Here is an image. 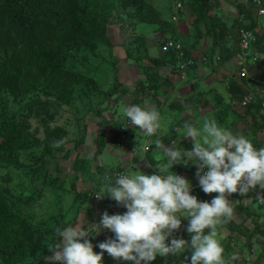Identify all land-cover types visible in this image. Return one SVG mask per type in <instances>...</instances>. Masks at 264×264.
Wrapping results in <instances>:
<instances>
[{
  "label": "trees",
  "instance_id": "16d2710c",
  "mask_svg": "<svg viewBox=\"0 0 264 264\" xmlns=\"http://www.w3.org/2000/svg\"><path fill=\"white\" fill-rule=\"evenodd\" d=\"M129 7H133V11L130 12ZM211 8V5L201 1H198L194 8L193 24L199 33L197 39H200L202 35L208 37L212 52L216 47H221L222 50L215 62L218 66L234 57L237 59L239 28L254 30L255 40L252 43L251 51L252 54H255V60L251 59L253 55L250 54L248 71L257 80L256 82L264 88V57L261 56H264V28L260 23V21H264V18L259 19L258 16H254L252 10L247 7L240 8L239 17L231 25L224 27L215 22L214 16L208 14ZM122 12H126V14L121 15ZM131 17H137L142 22L154 23L159 28L164 24L154 6L144 2V0H0V167L6 170L10 169L7 170L8 174L11 171L12 175V170L19 168L21 165H24L20 168L24 175L27 176L29 173L27 166L29 162L24 164L20 160L21 151H26L27 159L37 157V154L29 151L32 148L30 146H33L32 130L29 129V122L23 117L24 114H21L18 121L13 120L12 113L9 111L12 102L10 98L25 93L36 94L39 97L43 94L48 97L46 104L55 106L57 103L73 97L70 94H72L74 87L83 85L87 88L85 83L89 85L90 80L87 79L85 74L72 68L70 59L73 55L77 58V54L81 50H87L95 54L98 44L105 43L109 46V49L111 47L113 49L114 44L110 40L108 27L117 20L121 30L125 31V25L131 26L126 23ZM218 26L220 27L218 28ZM257 27H261L262 30H257ZM234 28L235 32L233 33ZM68 51H71L70 54H68ZM128 53V57L136 59L135 52L131 48H129ZM170 54L177 60L179 59L174 51L165 52L166 59ZM188 54L186 51L185 56L188 57ZM259 55L261 57H258ZM85 59L84 56L81 57L83 64L86 62ZM153 61L155 66L158 67L155 60ZM113 63L115 66V60H113ZM149 67L152 68V66ZM152 71L153 75L149 79V87H155L156 82L161 78L158 70ZM236 71L233 73V78L229 79L226 89L236 99H242L252 90V101L246 106H242L244 108L242 116L238 118L235 115V117L236 119L242 117L243 120L248 122L246 123L251 127L250 133H243V135L251 139L257 148H260L261 143L264 141V90L256 91V84L237 76ZM114 82V87L105 91L103 101L104 97H113L117 89H121L122 84L118 81L116 74L114 75ZM121 90L127 91V88ZM92 93L91 88L90 91L85 90L82 95H91ZM36 95L33 101L38 99ZM133 100L132 104L144 105L145 103L144 99L138 95H135ZM199 100V103H201V98L196 97L194 99L195 106ZM88 101V107L81 113L82 117H85L88 112H93L95 116L101 118L103 112L109 110V105L111 108L114 105V102L110 101L108 106L99 107L101 106L100 100H95L93 103L90 99ZM170 105V109L176 111L182 107L177 101ZM50 109L47 106L44 110ZM224 117L220 116L221 122H223ZM122 120L125 121L124 118ZM102 123L103 120H98V125ZM119 125H121V122L117 127L120 134ZM44 126H47V124H44ZM179 128H181V125L177 122L173 125L171 134H177ZM84 130L85 128H83ZM130 132L129 129L125 130L126 139L134 138L128 135ZM86 139L85 136L78 139L76 142L77 148L84 144ZM104 142V136L100 133L97 134L95 140L97 155L103 151ZM43 147L48 151L46 155L38 158L40 159L38 172L47 179V164L50 165L53 159L48 152H51L53 148L60 147V143L53 140L46 144L43 143ZM77 148L72 164L74 170L72 178L75 181L77 179L81 180L79 172L84 174L82 177H87L85 173L88 174L91 170L88 159L83 158ZM149 149L146 151L148 161H150V165L155 166L156 161ZM181 167L179 164L176 165L178 170H182ZM97 169L102 181L97 186L94 184L93 189H77L75 181L71 183L72 192H74L78 201V212H80V207L84 206L86 200H94V194H98L104 189L105 178H114L115 172L120 170L119 167L105 165L101 168L97 166ZM36 171L37 169L33 170V172ZM4 191L0 188V264H43V262H47L48 260L45 258L51 256L52 253L44 247L47 246V243L52 242L55 229L66 226L72 219V223H74L76 221L75 216L65 224H59L55 220L53 225L41 226L33 223L26 215L17 210L12 204L13 201L10 203L8 193ZM249 196H252L251 191L244 196H241L238 192L232 193L230 198L233 197L238 200L237 204L233 206L234 210H240L253 219L254 211L246 204V199ZM241 200L243 201L241 202ZM95 202L100 203V200ZM113 203L117 202L110 196L105 195L103 203L100 204L102 213L105 211L110 213V206ZM118 208L122 209L123 205L118 204ZM181 221L182 224L184 220ZM218 226L234 228L236 225L230 219ZM254 227L264 234L263 226L255 220ZM108 238H114V235L96 236L92 239L94 252H100L99 243ZM247 240L249 244L250 238ZM262 247L264 249V240ZM39 251L44 252L42 255H38ZM158 257L160 256L158 255L156 258ZM113 260V257L108 256L104 261L102 257V261H104L102 264H112ZM156 261L155 259L151 263L154 264ZM120 264H133V262L120 260Z\"/></svg>",
  "mask_w": 264,
  "mask_h": 264
},
{
  "label": "rangeland",
  "instance_id": "374dc122",
  "mask_svg": "<svg viewBox=\"0 0 264 264\" xmlns=\"http://www.w3.org/2000/svg\"><path fill=\"white\" fill-rule=\"evenodd\" d=\"M262 18H264V16ZM114 22L115 23H112L108 27L109 37H111L115 42L113 43V49L112 47L109 49V46L105 43L98 44L96 46L95 54H92L87 50H81L77 54V58L73 55L70 59L72 68L80 71L82 74H85L87 79L90 80L89 85L85 83L87 88L83 85L74 87L72 94H70L73 97L57 103L55 106L50 104L47 105L46 103L48 102V97L43 94L39 97L36 94L25 93L14 98H10L12 102L10 104L9 111L12 113L13 120L18 121L21 114H24L23 117L29 122V129L32 130L31 138L33 139V146H30V148L34 147L33 150L31 148L29 151L37 154V157L27 159L26 151H21V162L24 164L29 162L27 165L29 168L27 176L24 175L22 169H20L24 165H21L17 169H13L12 175L11 171L10 174L7 173V170L10 169L6 170L0 167V188L4 189L5 193H8L10 203L13 201V206L26 215L33 223H37L41 226H49L53 225L55 220H57L59 224H65L70 218H73L74 216L75 218H79L83 215V213L86 217L91 219L95 216V206L103 203L105 195H99L100 203L97 204L93 199L86 200L84 202V206H81L80 212H78V201L74 192H72L73 189L71 188V183L75 181L72 178L74 172L72 164L76 155V142L83 136L87 138L85 146L83 148L81 145L78 147H80L81 151H84L83 154L80 153V155L83 158L88 159L87 161L91 169L88 174L85 173L87 177H82L84 174L79 172V176H81L83 183H81V180L77 179L75 181L77 189H81V186L92 188V185L95 184L97 186L102 181L99 177L97 166L100 168L104 165L119 167L120 170L115 172V174L118 172H125V170L127 171L125 167L127 164V159L125 158L126 149L124 146L128 144L124 143V141L126 142L128 139H122L117 131L120 119L123 118V109L126 106L132 105L135 95L141 96L144 99V105L147 103L151 104L156 94L159 96L158 89H161L163 85L160 81H157L155 87L148 86L150 83L149 79H151V76L153 75V71L149 67L150 65H145V63L138 58V60L136 59L137 62H133L132 60H135V58L133 59L132 57H128V50L130 47L123 44L120 25L117 20ZM260 23L264 28V21H260ZM126 26L128 25H125V27ZM260 30H262V28ZM232 32H235V28ZM111 38L110 40L112 42ZM129 38L132 39V37L128 36V40ZM70 52L71 51H68V54H70ZM249 54H252V51H250ZM134 55L136 54L134 53ZM252 55L253 57H251V59L255 60L253 59L255 54ZM82 56L86 58V62L84 64L81 60ZM261 56L264 57L263 55ZM261 56L259 55L258 57ZM126 59L132 61L131 63L136 66L134 67L135 73L138 68L137 78H133V76L126 78V75L123 74V66L125 65ZM113 60L116 62L115 66L113 65ZM145 67L148 68L146 69ZM237 72L238 70L236 71V75L238 76ZM115 74L118 77V81L122 84L121 89L126 87L127 91H123L119 88L113 97H104L103 101L105 91L114 87ZM136 80L137 82H135ZM91 88L93 92L91 95H82L85 90L87 91L88 89V91H90ZM219 88L221 89V98L220 101L214 102L215 105L213 106V109H210V106H206L209 101H214V95L210 96L205 103H200V107L197 105L198 108H196V110H194L196 107L194 105L195 97H190L187 100L179 99L177 102H179L182 107L178 111L171 110V106L163 107L162 110H159L161 113L162 129L158 130L154 136L158 137L157 139H160L165 147H171L173 142L177 146L181 145V147L191 150L193 147L191 138L184 137L181 134L183 123L185 121L193 120L202 121L205 117L215 118L220 127L227 128L233 133H250L251 127L248 126V122L243 120L242 117L241 119H236L235 117V115L238 118L239 116H242L244 108L238 103H232L233 100H230L231 98L229 96V102H225L229 91L226 89L225 85H221ZM209 92L210 91H208V93ZM208 93H204L205 97ZM35 95L38 96V99L33 101ZM89 99L92 100V103L95 102V100H100L101 106L99 107L105 105L108 106L110 101L114 102L113 107L111 108L109 105V110L104 111L101 118H99V120H103V123L98 126L100 134H102L105 138L103 145L104 149L101 152L102 154L99 153L102 155L101 159H99V154H96L95 140L97 135L94 133V131L96 132L98 129V119L96 122H93V120L90 119L92 115L94 116L93 112H88L85 117L81 116V113H83L85 108L88 107L87 103L89 102ZM239 100L241 99L235 101ZM218 103H220V105H217ZM228 103L229 105H227ZM47 106L51 109L44 110ZM217 112L219 113L217 114ZM77 116L79 119H77ZM220 116H225L223 118V123L220 122ZM177 122L180 123L181 128L178 129L177 134H171L173 125ZM44 124H47V126H44ZM36 128H38V130H36ZM83 128H85L84 131ZM130 131L131 132L128 133V135L134 137L133 140L131 139V144H138V148L140 147L142 149L146 143V145L150 147L149 150L151 151V154H154L153 150L156 148L155 141L153 142L152 139L150 140V137H147L142 130L131 128ZM53 140L54 142L60 143V147L53 148L51 152H48L51 154V158L53 159L51 160L50 165L49 163L47 164L48 173L46 177L47 179H45L43 175L38 172L40 168V159L38 158L46 155V152L48 151L43 147V143L46 144L48 142H52ZM114 145L120 147L119 151L112 148ZM262 147H264V141L261 143L260 148ZM128 149L132 151L133 148L130 147ZM158 150L160 151V149ZM133 156L134 155H131L129 158L130 164L132 163L131 168L134 167L135 170H140L147 174L158 172L155 166L149 165L146 161L139 163L141 168L137 167L138 164L135 160V156ZM145 156L148 159L147 152H145ZM116 157L120 158L119 162H121L123 166L120 167L117 165L118 160ZM161 157H159V159ZM123 161L125 163H123ZM133 163L137 164V166ZM177 164H174L170 170L176 173H185L190 180H195L197 178V168L195 165H192L191 163L187 166L179 164L182 166V170H178V168H176ZM35 169H37V171L33 172ZM84 182L86 184H84ZM89 182H91L92 185H90ZM257 188L258 191H264V189H261L259 186H257ZM99 193L100 192H98V194ZM216 195H218V193L200 192L195 196L200 201H211V199ZM228 199L231 201L232 206H235L238 202L236 198H230V196H228ZM243 200H241V202ZM250 202L253 204V200ZM254 202L255 203L253 205H249L248 203V207L254 211L253 219L261 224L264 229V203H259L257 200ZM84 208L85 211H82ZM84 215L82 220L87 222L88 220H85ZM253 219L252 217L246 216L245 213L240 210H234L231 218L236 225L234 228L222 226L224 228L220 229L221 226H217V231L220 229L218 232V239L221 240L225 248L224 256L227 264H264V249L262 247L264 234L261 230H257L254 227ZM75 223H77V221L73 223V226ZM187 223L188 221L185 219L179 228V235L175 238H183L190 241L191 236L186 231ZM207 231L208 229H205V233H207ZM105 234L108 236L111 234L114 235L111 231H99L93 233L90 240L94 239L96 236H105ZM248 238H250L249 244L247 240ZM44 248L48 249L47 246ZM43 252L44 251H39L38 255H42ZM233 254L239 257V259L235 262H231L228 259ZM190 255L191 250L186 249L179 257H176L175 255L160 256L156 258L157 261L154 264H181V262L184 261V257L187 256L190 259ZM108 256L111 258V256L105 251L103 260L105 261ZM104 261H102V263ZM48 263L49 262H43V264ZM112 264H120V260L114 259ZM150 264L152 263L150 262Z\"/></svg>",
  "mask_w": 264,
  "mask_h": 264
},
{
  "label": "clouds",
  "instance_id": "9594fccd",
  "mask_svg": "<svg viewBox=\"0 0 264 264\" xmlns=\"http://www.w3.org/2000/svg\"><path fill=\"white\" fill-rule=\"evenodd\" d=\"M241 2L255 16H261L253 5L245 3L244 0ZM217 57L214 58L215 62ZM176 67L180 76L178 65ZM236 69L239 76L238 65ZM251 76L253 78L252 74ZM240 77L254 82L256 91L264 90L254 78L248 80ZM251 93L252 90L249 94ZM231 100L232 103L240 102L235 101L238 99L234 97ZM122 115L131 125L129 130H142L148 137L162 129L161 113L155 105L132 104L124 107ZM181 134L191 138V150L173 142L171 147H165L160 139L155 140V146L162 153V157L155 162L157 173L147 174L140 170H131L119 173L114 178L106 177L105 187L97 195L110 196L118 204H122L127 209L126 212L109 215L105 211L99 222L94 224L91 222L96 214L87 223L82 220L83 213L79 218H74L77 221L74 226L72 219L66 226L57 227L52 242L47 243L52 253L45 258L47 262L102 264L106 251L117 260L150 264L158 255L179 257L186 249H190V259L185 256L181 264H227L225 248L218 239L217 226L226 223L233 216L234 209L228 196L237 192L244 196L257 186L264 189V147L257 148L247 136L222 128L215 118L209 117L202 121H185ZM122 139L126 140V135ZM147 150L146 147L144 151ZM137 154L144 156L140 152ZM177 163L195 165L202 191L215 192L218 195L211 201L198 200L195 195L202 191L191 194L190 181L170 170ZM181 217L188 221L186 231L191 236L190 241L173 236L174 231L181 226ZM205 229H208L207 233ZM99 231H111L114 238L99 243L101 251L94 252L90 239L93 233ZM90 233L92 234L88 239H83ZM228 259L235 262L239 257L233 254Z\"/></svg>",
  "mask_w": 264,
  "mask_h": 264
},
{
  "label": "crops",
  "instance_id": "0c3cea01",
  "mask_svg": "<svg viewBox=\"0 0 264 264\" xmlns=\"http://www.w3.org/2000/svg\"><path fill=\"white\" fill-rule=\"evenodd\" d=\"M198 1H201L202 3L205 2L206 4L211 5L212 8L209 10L208 14L215 17V22L218 25L224 27L231 25V23H233L234 20L239 17L240 8H245V4L242 3L241 0H144V2L150 3L152 6H154V9L156 12H158L160 19L164 22L163 26L159 28L158 25L154 23L142 22L137 17H131L130 20L126 22L131 26H126L125 31H122L120 27V31H122L121 34L123 37V44L128 45L131 50L135 52L136 59L138 56V59L143 61L145 65L152 66L151 69L154 71L158 70V73L161 75V78L158 81H160L163 86L161 87V89H158L159 96H157L156 94L154 96V99L152 98L153 104L147 103L146 105H155L158 110H162L163 107L171 106V103H173L174 101H179V99L187 100L190 97H199L201 98L202 104L205 103L210 98V96L214 95V101H209L208 105L206 106H210V109H213V106L215 105L214 102L220 101L221 98V89L219 87L221 85L226 86L229 79L231 77L233 78V73H235L237 65L235 57L217 66L215 64L214 58L220 54L222 50L221 47H216L212 52V46L208 40V37L202 35L200 39H197L199 33L194 27L193 17L195 16L194 8L198 4ZM128 10H130V12L133 11V7H129ZM125 14L126 12H123L121 15ZM253 15L255 16V14ZM263 16L264 15H261L258 18L261 19ZM220 26H218V28ZM260 29L261 27H257V30ZM128 36L132 37V39L129 38L128 40ZM169 37L173 39H180L185 51L189 53L188 56H192L196 59L195 65L188 67L187 78L185 80H181L179 78L178 70L176 67L180 59L177 60L171 54L166 59V56L164 55L165 53L161 50V44L163 43V41H165V39ZM112 42L115 43L113 39ZM211 52L213 53L212 55ZM202 57L208 58V61H206L205 63H200ZM136 59L132 61L137 62L138 59ZM211 59L213 63L210 61ZM153 60H155L158 67L155 66ZM132 61L126 59L125 65L123 66V74L126 75V78H129L131 76H133V78L138 77V68L135 73L134 67L136 66L131 63ZM137 80L135 82H137ZM208 91L210 92L208 93ZM205 92L208 93L206 97L204 94ZM228 96L232 99V95L228 92L225 102H229ZM199 102L200 100L198 101L197 105H199L200 107ZM197 105L196 108H198ZM217 105H220V103H218ZM196 108L194 110H196ZM219 112H217V114ZM90 119L93 120V122H96L97 119L99 120V116L92 115ZM121 121L122 120L120 119V122ZM98 126L99 125H97V127ZM94 133L95 135L100 133L99 127L96 132L94 131ZM237 134L241 133L237 132ZM157 138L158 137L156 136H152L150 137V140L152 139L154 142ZM131 139L133 140L134 138H128V140L126 139V142L124 141V143L128 144L124 146L126 149L125 158L127 159V164L125 165L127 171L125 170V172H131V170H135L134 167L131 168L132 163L130 164L129 160L131 155L135 156V160L138 164L137 166V164L133 163L135 164V166L141 168L139 163L143 161H146L150 165V161H148V159L146 158L143 148H138V144H131ZM85 144L86 142L81 145L82 148L85 146ZM135 146L137 147L136 152H132L128 149ZM112 148H115L116 151H119L120 147L114 145ZM77 149L79 153L83 154L84 151H81L80 147H78ZM138 152L142 153L144 156L141 157L139 154H137ZM153 152L154 154H152V156H154V160L157 161L159 157L162 156V153L158 150L157 147L154 148ZM101 154H99V159H101ZM116 159L118 160L117 165L120 167L123 166V164L119 162L120 158L116 157ZM123 163L125 162L123 161ZM81 183L83 182L81 181ZM89 183L90 185H92L91 182ZM84 184L86 183L84 182ZM81 188L93 189L94 187L87 188L85 186H81ZM254 189L257 190L258 188L256 187ZM253 204L252 202L249 203V205ZM100 210L101 206L96 205L94 214H97ZM82 211H85V208ZM84 217L86 221L88 220L87 223H89L91 218L86 217L85 215ZM221 228L224 227H220V229Z\"/></svg>",
  "mask_w": 264,
  "mask_h": 264
},
{
  "label": "built area",
  "instance_id": "2783aa9c",
  "mask_svg": "<svg viewBox=\"0 0 264 264\" xmlns=\"http://www.w3.org/2000/svg\"><path fill=\"white\" fill-rule=\"evenodd\" d=\"M245 3H249L254 6V8L257 10L258 15L264 14V0H244ZM255 40V33L253 30L245 29L243 27L239 28L238 30V40H237V46H238V52H237V65L239 66V74L240 76H243L247 78L248 80H252V76L248 71V62L250 58V51L252 47V43ZM161 50L163 52H168V51H174L175 54L180 59V62L178 64V69L180 70V79H185L186 78V72L189 66H192L196 63L195 59L191 58H185V51L183 49V44L180 39H173L171 37L165 39V41L161 45ZM255 59V58H254ZM202 63H205L207 61L206 57H202L201 59ZM253 99V93L245 95L240 102H238L242 106H246L248 103H250ZM131 125L128 124V122L125 120L121 123L120 128H121V137H125V130L128 129ZM135 127V126H134ZM147 147L149 149L148 145H144V149ZM137 148H133L132 152H136ZM123 173V172H120ZM119 174L116 173V175ZM178 175H181L188 179L185 173H177ZM191 183V194H194L196 191H202L199 182H198V177L195 180H190L188 179ZM203 192V191H202ZM251 195L247 197L246 199V204L251 203L250 201H255L257 200L259 203H264V191H258L256 189L251 190ZM94 200L99 201L100 197L97 194H94ZM126 208L123 206L122 209L118 208V203H113L110 206V213L109 215L112 214H123L126 212ZM102 210H100L95 218L92 220L91 224L98 223L101 215H102ZM183 217H181V220ZM103 229V228H102ZM101 229V230H102ZM92 233L88 234L85 238L83 239H88ZM179 235V229L174 231L173 236L177 237ZM59 261H51L48 264H56Z\"/></svg>",
  "mask_w": 264,
  "mask_h": 264
}]
</instances>
